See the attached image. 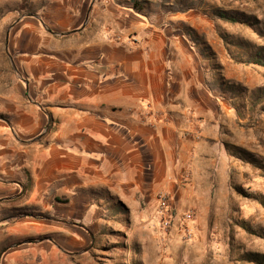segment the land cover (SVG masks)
<instances>
[{
	"label": "crops",
	"instance_id": "0c3cea01",
	"mask_svg": "<svg viewBox=\"0 0 264 264\" xmlns=\"http://www.w3.org/2000/svg\"><path fill=\"white\" fill-rule=\"evenodd\" d=\"M26 1L33 10L0 63V221L27 206L92 220L121 203L139 212L160 191L174 210L198 206L212 188L204 147L215 133L208 94L186 70L191 49L138 13L126 22L113 0Z\"/></svg>",
	"mask_w": 264,
	"mask_h": 264
},
{
	"label": "rangeland",
	"instance_id": "374dc122",
	"mask_svg": "<svg viewBox=\"0 0 264 264\" xmlns=\"http://www.w3.org/2000/svg\"><path fill=\"white\" fill-rule=\"evenodd\" d=\"M113 1L127 8L126 22L138 13L139 24L191 49L186 70L208 94L207 127L215 133L204 147L215 163L212 188L196 208L191 200L173 207L167 232L155 210L163 192L173 206L169 191L152 205L143 200L139 212L121 203L93 220L57 203L7 208L0 264H264V0ZM32 10L26 0H0V63L8 65L15 21ZM190 210L194 220L183 226Z\"/></svg>",
	"mask_w": 264,
	"mask_h": 264
},
{
	"label": "built area",
	"instance_id": "2783aa9c",
	"mask_svg": "<svg viewBox=\"0 0 264 264\" xmlns=\"http://www.w3.org/2000/svg\"><path fill=\"white\" fill-rule=\"evenodd\" d=\"M156 216L160 219L161 225L167 232L172 226L175 213L172 206V198L167 192L159 195L158 204L155 210ZM194 211L190 210L182 216V225H187L188 222L194 220Z\"/></svg>",
	"mask_w": 264,
	"mask_h": 264
}]
</instances>
